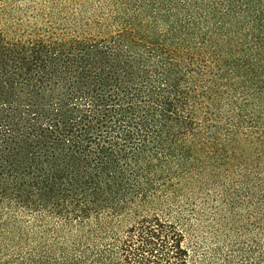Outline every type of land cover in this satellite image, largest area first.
I'll return each mask as SVG.
<instances>
[{"label":"trees","instance_id":"trees-1","mask_svg":"<svg viewBox=\"0 0 264 264\" xmlns=\"http://www.w3.org/2000/svg\"><path fill=\"white\" fill-rule=\"evenodd\" d=\"M0 264H264V0H0Z\"/></svg>","mask_w":264,"mask_h":264}]
</instances>
